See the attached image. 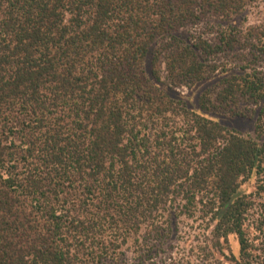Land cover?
Instances as JSON below:
<instances>
[{"label": "trees", "instance_id": "1", "mask_svg": "<svg viewBox=\"0 0 264 264\" xmlns=\"http://www.w3.org/2000/svg\"><path fill=\"white\" fill-rule=\"evenodd\" d=\"M261 2L0 0V264L141 262L182 217L210 264H264V202L241 191L264 196ZM212 79L201 111L253 136L168 91ZM231 235L239 255L215 257Z\"/></svg>", "mask_w": 264, "mask_h": 264}, {"label": "rangeland", "instance_id": "2", "mask_svg": "<svg viewBox=\"0 0 264 264\" xmlns=\"http://www.w3.org/2000/svg\"><path fill=\"white\" fill-rule=\"evenodd\" d=\"M248 22L246 25H257L260 20L264 17V3L257 4V7L247 11L246 14ZM243 16V15H242ZM242 16L234 19L236 23L241 22ZM204 26L199 25L197 27H189L182 30V35L187 38L196 31H201ZM158 47L155 46L154 49ZM151 56L148 59L146 65V71L150 77H152V64ZM158 68L162 70L163 82L167 85V80L165 78L166 72L164 65H159ZM215 82L212 80H205L196 84L193 88H174L168 90L173 96L180 95L183 97L188 107L198 113H202L210 119L218 121L228 130L241 133L243 135H254L255 124L254 119L246 116L232 117L230 115L215 114L203 112L199 106V96L203 90ZM258 180L256 176L248 180L242 181L241 191L245 194H252L257 203L264 202V196L257 194L258 191ZM200 221H194L182 217L176 221L177 231L172 234V236L165 241L164 245L157 249L154 254L147 260H142L140 262V257L133 249L125 250L126 256L120 261H109L107 264H210L206 261V255H209L212 250V238L208 236L206 232L200 227ZM126 249V248H124ZM215 257L222 260H227V255L232 251L236 256L239 255V243L235 235L229 237L228 243H223L222 251L216 249Z\"/></svg>", "mask_w": 264, "mask_h": 264}]
</instances>
